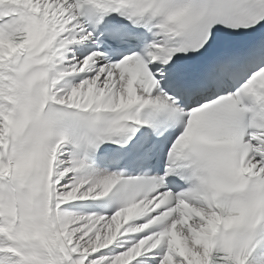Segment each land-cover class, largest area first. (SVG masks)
Listing matches in <instances>:
<instances>
[{"label": "snow or ice", "instance_id": "6c2138e0", "mask_svg": "<svg viewBox=\"0 0 264 264\" xmlns=\"http://www.w3.org/2000/svg\"><path fill=\"white\" fill-rule=\"evenodd\" d=\"M0 264H264V0H0Z\"/></svg>", "mask_w": 264, "mask_h": 264}]
</instances>
